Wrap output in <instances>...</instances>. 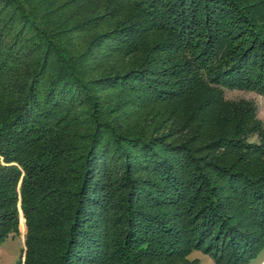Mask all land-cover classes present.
Masks as SVG:
<instances>
[{"label":"trees","instance_id":"trees-1","mask_svg":"<svg viewBox=\"0 0 264 264\" xmlns=\"http://www.w3.org/2000/svg\"><path fill=\"white\" fill-rule=\"evenodd\" d=\"M84 1L0 0V247L22 210L15 264H248L264 0Z\"/></svg>","mask_w":264,"mask_h":264},{"label":"rangeland","instance_id":"rangeland-1","mask_svg":"<svg viewBox=\"0 0 264 264\" xmlns=\"http://www.w3.org/2000/svg\"><path fill=\"white\" fill-rule=\"evenodd\" d=\"M87 1V0H86ZM84 1V2H86ZM94 13L89 12L85 17L92 16ZM95 15V14H94ZM114 27L112 25L102 26L93 34H91L90 39L94 38V36L101 35L103 36L106 32H110ZM101 33V34H100ZM225 97L231 102H238V104L242 103V101H246L247 103L253 104L255 107V117L256 121L260 125L262 131H264V95L253 91V90H239V89H226ZM253 121V120H252ZM254 137L253 141L264 140V132L262 135ZM260 140V141H261ZM214 150V149H213ZM204 151L200 153L204 157V159H211L210 156L212 154H217L216 150ZM203 151V150H202ZM213 152V153H212ZM20 214V234L11 236L5 242L1 244L0 247V264H15L18 263L19 260H24L25 255V234H26V223L25 227L21 226V216L23 215L22 210ZM24 217V216H23ZM25 220V218H24ZM25 222V221H24ZM180 264H219L216 259L203 251L202 249H194L191 252H188L187 256H183ZM179 263V262H178ZM248 264H264V249L260 252V254L252 259Z\"/></svg>","mask_w":264,"mask_h":264}]
</instances>
